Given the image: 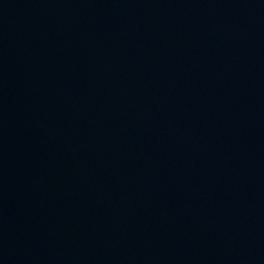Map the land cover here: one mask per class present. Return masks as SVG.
I'll return each instance as SVG.
<instances>
[{"label":"water","instance_id":"1","mask_svg":"<svg viewBox=\"0 0 264 264\" xmlns=\"http://www.w3.org/2000/svg\"><path fill=\"white\" fill-rule=\"evenodd\" d=\"M0 264H264V0H0Z\"/></svg>","mask_w":264,"mask_h":264}]
</instances>
